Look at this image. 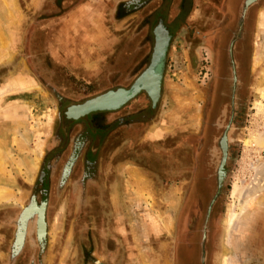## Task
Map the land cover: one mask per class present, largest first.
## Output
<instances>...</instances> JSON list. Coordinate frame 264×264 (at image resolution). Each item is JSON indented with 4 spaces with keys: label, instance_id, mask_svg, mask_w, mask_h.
Returning a JSON list of instances; mask_svg holds the SVG:
<instances>
[{
    "label": "rangeland",
    "instance_id": "374dc122",
    "mask_svg": "<svg viewBox=\"0 0 264 264\" xmlns=\"http://www.w3.org/2000/svg\"><path fill=\"white\" fill-rule=\"evenodd\" d=\"M227 1L189 0V11L182 17L184 0H41L38 6L33 0H0V264H83L80 189L77 182L62 185L60 174L73 145L89 139L90 148L97 151L98 143L109 132L104 127L114 115L112 111H98L74 120L66 113L71 106L109 90L128 88L133 82L132 62L137 63L138 74L150 60L159 21L176 27L156 120L142 137L139 135L130 154L117 157L114 142L107 144L104 166L128 200L132 182L129 171L150 168L147 160L137 155L152 153L151 158L161 159L157 153L169 133L168 122L185 134L199 130L215 63L210 36L229 16ZM246 2L238 0L235 19ZM253 6L258 9L250 36L252 76L247 122L217 215L211 264H226V259L230 264H264V187L258 190L256 204L246 208L234 229H227L230 209L244 202L235 187L248 190L258 184L259 174H264V0H257ZM152 15L148 25L146 19ZM164 37L166 34L158 33V41ZM136 51L140 54L132 59ZM150 102L149 96L142 94L134 97L131 106H148ZM89 158L97 159L96 153ZM85 161L86 157L80 158L77 170ZM48 164L53 166L48 169L51 191L46 249L41 252L34 218L23 248L15 253L19 217L34 196L39 202L43 199L39 180ZM149 175L152 207L146 211V221L153 228V238L141 239V224L138 231L134 223L130 228L128 207L124 208L128 231L120 233L117 226L116 232L129 250L136 246L138 250L151 249L147 256L139 255L140 251L129 255L130 264H151L153 258H166L174 264L176 222L183 194L180 185L169 189L156 173ZM34 209L36 214L41 212ZM131 233L137 238L130 239Z\"/></svg>",
    "mask_w": 264,
    "mask_h": 264
},
{
    "label": "flooded vegetation",
    "instance_id": "af4514ba",
    "mask_svg": "<svg viewBox=\"0 0 264 264\" xmlns=\"http://www.w3.org/2000/svg\"><path fill=\"white\" fill-rule=\"evenodd\" d=\"M136 3L139 2L136 1ZM187 3L189 4V0H184L181 9L182 17H185L189 11ZM227 3L230 9L228 18L210 36L215 63L212 80L205 92L207 101L202 109L199 130L185 134L178 130L175 124L168 122L166 127L169 133L165 135L162 151L157 153H160L161 159L154 156L151 158L152 153L137 155L138 158L147 160L150 168L145 166L146 169H149L148 172L152 177L153 173H156L164 180L165 187L169 189L177 188L179 185L181 187L183 198L176 222L174 264H211L218 233L217 215L234 173L237 145L241 142L242 131L247 122L252 76L250 36L258 6H253L255 2L246 4L240 10L238 19H235L238 0H228ZM153 17V15L147 17L148 25H151ZM178 22L179 18L174 23L177 25ZM174 26L164 20L158 22L155 27V44L150 60L138 74L136 72L138 65L132 62L133 71L130 75L133 82L128 88L118 87L97 96L120 89L130 90L150 68L158 33H162L169 37V44L164 55L161 90L156 103L148 92L142 90L135 97L142 94L148 95L151 101L148 106L139 104L132 107L131 102L134 99L132 98L120 108L113 110V120L104 127L109 128L108 135L98 143L97 151L90 148L92 141L83 140L73 145L72 151L62 165L59 182L66 187L69 181L77 182L74 184L78 187L77 189H80L83 264H126L129 260V249L122 246L123 237L115 231L113 225L115 222L110 217L109 188L115 180H112L111 173H107V168L104 166L105 154L107 144L110 142H114L115 156L130 154L133 147L137 146L138 138L142 137L149 125L155 122V113L160 107L163 96L166 59L174 38ZM139 54L136 51L132 59L138 58ZM170 127L173 129L170 130ZM95 153L97 159H90L89 156ZM81 157L83 159L86 157V161L84 166L77 170ZM150 160H152L151 164L148 163ZM52 166L48 164L40 174L39 185L43 189V199L39 202L34 196L19 217L14 240L15 253L23 248L28 235V225L34 218L41 252L46 249L47 213L50 207L51 191L48 169ZM215 196L218 197L210 218L207 219L210 199ZM34 207L41 209V212L36 214ZM130 239H136V235L131 233ZM98 247H100L101 255L97 256L95 252ZM150 250L147 248L146 255L151 254Z\"/></svg>",
    "mask_w": 264,
    "mask_h": 264
},
{
    "label": "crops",
    "instance_id": "0c3cea01",
    "mask_svg": "<svg viewBox=\"0 0 264 264\" xmlns=\"http://www.w3.org/2000/svg\"><path fill=\"white\" fill-rule=\"evenodd\" d=\"M33 2L35 3V6L36 5L38 6L40 5L41 0H33ZM18 16L20 17V14ZM131 170L132 171H129V175H128L129 177H131L130 181H132L129 184V190H130L128 191L130 195L128 199L129 201L126 200L124 196H122L119 185H116L114 183L109 188V198H110L109 207L111 209L110 217L113 220V222H115V224L113 223V225L115 226V231H117V228L119 227L120 233H123V232L126 233L128 231V227H127L128 219H127V215L124 212V210L126 209L124 208L128 207L129 208L128 215L130 217V220H129L130 228L132 227L133 223L136 224L135 225L136 228L139 226V224H141L140 231H142V234H143L141 236V239L147 240L149 238H153V235H152L153 228L151 224H148V222L146 221V218H147L146 211L150 207H152L151 203H149V197L151 198V196H149V194L151 193V190H150L151 184L149 185L147 184V181H148L147 177L149 173H147L148 170L146 168L131 169ZM127 203L128 205H126ZM133 218H135L134 222L132 221ZM140 220H142V222ZM136 231H138V228L136 229ZM135 248L136 249L133 248L134 251L133 249L129 250L128 255H138V253L141 252L139 255L147 256L146 255L147 248L143 247L142 249H139V250L137 246ZM95 254L97 256L101 255L100 247L96 249ZM152 261H153L152 263L160 262L162 264H170V261H168L166 258L165 259L153 258ZM126 264H130V262L127 261Z\"/></svg>",
    "mask_w": 264,
    "mask_h": 264
},
{
    "label": "bare ground",
    "instance_id": "6f19581e",
    "mask_svg": "<svg viewBox=\"0 0 264 264\" xmlns=\"http://www.w3.org/2000/svg\"><path fill=\"white\" fill-rule=\"evenodd\" d=\"M165 39V40H164ZM165 41L162 43V41ZM158 48H160V57L159 62L157 65H155L154 69L147 74L146 77H142L141 80H139V84L142 87H146L148 90V94L152 95L154 98L159 96V87H160V80H161V74H162V67H163V61H164V55L163 52L165 51L166 45H167V36L158 41ZM132 91H128L125 89H120L119 91L111 92L105 96L100 97L98 100H95L85 106L81 105H75L71 106L73 107L71 109L72 115H78L80 112L84 111L88 107H117L119 104H121L123 101H125ZM259 111H261V108L259 107ZM248 144V141L246 142ZM258 184L252 186L248 190H240L237 186L235 187V191L239 192L240 195L244 198V202H240L239 208H231L229 211L228 216V231L231 229H234L236 226L237 221L239 220L240 215H243L244 211L247 210L246 208L252 207V205L256 204L257 199V193L260 188L264 187V174H259L258 177ZM235 193V192H234ZM35 208V207H34ZM226 264H230L229 260L226 259Z\"/></svg>",
    "mask_w": 264,
    "mask_h": 264
},
{
    "label": "water",
    "instance_id": "95a60500",
    "mask_svg": "<svg viewBox=\"0 0 264 264\" xmlns=\"http://www.w3.org/2000/svg\"><path fill=\"white\" fill-rule=\"evenodd\" d=\"M257 0H247V2H246V4L247 5H249V4H252V3H254V2H256ZM169 37L167 36V45H166V48H165V51L163 52V55H165V52H166V50H167V46H168V44H169ZM160 48H158V42L156 43V47H155V53H154V56H153V60H152V63H151V66H150V68L141 76V78L142 77H146L147 76V74H149V72L150 71H152L153 69H154V67H155V65H157L158 64V62H159V57H160ZM141 78L139 79V80H141ZM139 80L136 82V84L130 89V90H128V91H132L131 92V94L129 95V97L125 100V101H123L121 104H119L117 107H88V108H86L84 111H82V112H80L78 115H72L71 114V109L73 108V107H70L68 110H67V113H66V115H67V117L69 118V119H74V120H78V119H80V118H82V117H85V116H87V115H89V114H91V113H94V112H98V111H113V110H116V109H118V108H120L122 105H124L125 103H127L129 100H131L132 98H134L137 94H139L142 90H145L146 92H148V90H147V88L144 86H140V84H139ZM161 80H162V76H161ZM161 80H160V87H159V96H160V90H161ZM111 92H114V91H111ZM111 92H109V93H111ZM109 93H106V94H104V95H102V96H105V95H107V94H109ZM150 95V94H149ZM102 96H100V97H102ZM158 96V97H159ZM100 97H95V98H93V99H90V100H88V101H86L85 103H83V104H79L78 106H81V105H83V106H85V105H87V104H89V103H91V102H93V101H95V100H98ZM151 97L153 98V100H154V102L156 103V101H157V99H158V97L156 98H154L152 95H151ZM217 197L218 196H215L212 200H211V202H210V204H209V209H208V213H207V219L208 218H210V214H211V211H212V208H213V206H214V204H215V201H216V199H217Z\"/></svg>",
    "mask_w": 264,
    "mask_h": 264
}]
</instances>
